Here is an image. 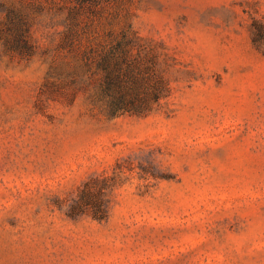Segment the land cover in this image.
I'll list each match as a JSON object with an SVG mask.
<instances>
[{
	"label": "rangeland",
	"instance_id": "obj_1",
	"mask_svg": "<svg viewBox=\"0 0 264 264\" xmlns=\"http://www.w3.org/2000/svg\"><path fill=\"white\" fill-rule=\"evenodd\" d=\"M128 26L136 93L167 90L110 116L93 60ZM87 181L103 220L68 214ZM0 264H264V0H0Z\"/></svg>",
	"mask_w": 264,
	"mask_h": 264
},
{
	"label": "trees",
	"instance_id": "obj_2",
	"mask_svg": "<svg viewBox=\"0 0 264 264\" xmlns=\"http://www.w3.org/2000/svg\"><path fill=\"white\" fill-rule=\"evenodd\" d=\"M6 24L9 34L6 35L5 41L8 48L18 53L30 51L32 44L28 37V18L23 15L22 9H10ZM136 36V32L128 26L122 31L121 38L103 46L93 60V74H96L98 79L94 94L104 104L110 116L124 112L143 113L150 109L151 99L158 100L167 90L165 81L160 79L152 98L150 93L142 96L136 93L142 77L140 71H134L125 60L131 50L130 40ZM147 79L152 81L153 77L148 76ZM95 182L87 181L80 188L68 209L71 217L80 214H90L98 220L107 217L104 184H94Z\"/></svg>",
	"mask_w": 264,
	"mask_h": 264
}]
</instances>
